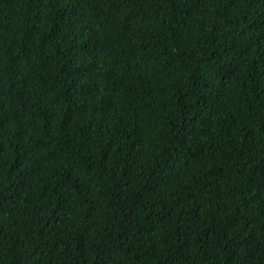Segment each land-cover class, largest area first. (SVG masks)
Masks as SVG:
<instances>
[{
    "label": "trees",
    "instance_id": "obj_1",
    "mask_svg": "<svg viewBox=\"0 0 264 264\" xmlns=\"http://www.w3.org/2000/svg\"><path fill=\"white\" fill-rule=\"evenodd\" d=\"M0 264H264V0H0Z\"/></svg>",
    "mask_w": 264,
    "mask_h": 264
}]
</instances>
